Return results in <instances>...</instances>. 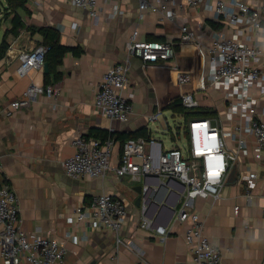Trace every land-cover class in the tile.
Listing matches in <instances>:
<instances>
[{
  "label": "crops",
  "instance_id": "crops-1",
  "mask_svg": "<svg viewBox=\"0 0 264 264\" xmlns=\"http://www.w3.org/2000/svg\"><path fill=\"white\" fill-rule=\"evenodd\" d=\"M248 2L264 6V0ZM27 6L30 13L18 12L24 25L14 34L15 14L7 12L6 0H0V181L8 183L18 196L23 228L56 238L65 246L67 252L61 264H105L114 252L119 253L121 264H197L192 246L186 241L191 221L176 219L184 199L183 182L161 175L119 178L113 173L75 179L65 173L63 161L74 154L73 142L79 134L116 138L114 162L119 158L120 142L145 127L163 148H171L175 145L171 122L183 116L171 104L189 91L194 92L199 107L216 111L207 117L220 119L229 129L223 91L210 85L199 89V78L210 67L207 51L195 44L179 45V40L184 24L203 34V45L212 42L214 31L232 35L234 25L224 17L216 19L204 5L173 7L172 19L158 10L141 13L138 0H100L98 18L71 0H29ZM45 26L57 28L60 42L80 54H65L56 67L61 77L50 67V73L43 67L21 76L19 55L44 44L39 28ZM135 30L142 40L176 43L177 56L156 64L128 58L126 45ZM127 60L130 86L125 92H134V111L129 121L121 122L102 115L95 99L108 68ZM179 69L191 72L193 81L179 85ZM33 83H55L61 92L55 97L39 94L27 107H12L11 103ZM253 93L260 96L257 88ZM258 107L264 121V96ZM154 114H158L156 119L151 118ZM191 118L185 119L184 125ZM249 146L248 155L239 158L236 173L231 168L226 176L220 196L194 201L206 235L223 252V264H264V157L257 161L253 145ZM249 168L259 176L251 189L242 179ZM140 184L152 196L138 206L135 187ZM103 192L123 199L128 209L121 231L123 243L118 249L112 230L94 229L89 220H78V207ZM237 205L240 211L235 214ZM145 218L152 219L154 227H167V236L163 238L142 227ZM0 264H7L1 254Z\"/></svg>",
  "mask_w": 264,
  "mask_h": 264
},
{
  "label": "built area",
  "instance_id": "built-area-1",
  "mask_svg": "<svg viewBox=\"0 0 264 264\" xmlns=\"http://www.w3.org/2000/svg\"><path fill=\"white\" fill-rule=\"evenodd\" d=\"M86 9L94 18L99 17L100 0H71ZM141 13L158 10L164 17L175 16L173 7L198 8L204 5L216 19L224 17L234 25V32L227 36L222 31H214L209 45L202 44V33L184 24L181 44H195L208 53L209 70L207 84L224 93L227 103L228 129L220 119L194 116L184 125L186 145H174L165 149L160 141L153 138L129 137L120 142V154L116 162L117 140L93 138L79 134L73 142L75 152L63 161L65 173L75 179L82 177H105L110 173L121 178L132 175H161L175 178L185 184L184 199L176 214L179 221H191L186 232V241L192 246L197 264H223V252L205 233V223L194 209L198 197L220 196L221 187L231 168L241 155H248L253 145L257 161L264 157V121L261 120L259 103L264 96V6L253 5L248 0H138ZM169 5L170 7H168ZM249 33V35H247ZM247 38L254 40L247 42ZM205 46V47H204ZM49 46L39 44L33 49H25L20 55L18 73L27 75L32 69L43 68ZM127 57L141 58L145 63H160L175 58L177 44L171 41L142 40L138 30L129 37L126 45ZM179 85L191 83L193 75L189 71H177ZM127 61L113 64L106 71L96 92L95 106L104 116L127 122L133 114L134 92H125L130 86ZM205 87V80L202 81ZM254 88L260 96L253 93ZM206 89V88H204ZM61 92L55 83L48 85L31 84L23 96L11 105L16 109L27 107L36 95L58 96ZM182 104L188 109L199 107L194 92L181 96ZM264 111V109H263ZM158 114L151 118L156 119ZM230 139V142H228ZM258 173L248 169L242 179L251 189L256 185ZM143 200L151 193L145 188ZM78 220H89L92 228H107L116 235L117 249L123 243L121 231L128 216L123 199L103 192L77 209ZM240 206L235 207V214ZM0 254L7 264H61L67 249L53 237L43 236L23 228L19 199L15 190L0 181ZM142 227L151 229L163 238L167 227L152 225V219L145 218ZM76 239V238H74ZM105 264H121L120 255L114 252L111 261Z\"/></svg>",
  "mask_w": 264,
  "mask_h": 264
},
{
  "label": "trees",
  "instance_id": "trees-1",
  "mask_svg": "<svg viewBox=\"0 0 264 264\" xmlns=\"http://www.w3.org/2000/svg\"><path fill=\"white\" fill-rule=\"evenodd\" d=\"M6 1H7V8H6L7 12L9 11L10 14H15L14 19H13L12 32L14 34H18L19 28L24 25V22L21 19L18 12L20 10H24L27 13H30V10L28 9V6H27L29 0H6ZM39 31L42 32L44 35V38H45L44 44L48 45L50 48L49 51L47 52V55H46V62L49 63V67L51 68V70H53V72H55L56 76L61 77L62 75H61V73H59L56 70V67L62 63L65 54L68 53L69 51H74V53L76 55H79L80 51H78L77 49L75 51L73 49V47L62 44L60 42L61 34L57 28H54L52 26H45V27H40ZM48 84H46V85H48ZM171 107L175 111H178L179 113H184L183 115H184L185 119L191 118L194 116L207 117V116L215 114V112H216L214 109L208 108V107H204L203 109H201V111L196 110L197 108H200V107H196V108H192V109H188L186 107H183L181 98L175 99L173 101V103L171 104ZM139 136L144 137L148 140L151 138V136L149 135L147 127L141 129L139 131V133H137L136 135H132L130 137H139ZM89 137H92V136L89 135ZM108 137H113V136L109 135V136H104V137H100V138L106 139ZM94 138H99V137H94ZM127 138H129V137H127ZM127 138L123 139L122 142L125 141Z\"/></svg>",
  "mask_w": 264,
  "mask_h": 264
},
{
  "label": "rangeland",
  "instance_id": "rangeland-1",
  "mask_svg": "<svg viewBox=\"0 0 264 264\" xmlns=\"http://www.w3.org/2000/svg\"><path fill=\"white\" fill-rule=\"evenodd\" d=\"M127 63H128V65H129V60H127ZM202 67H204V65L202 66ZM203 69V68H202ZM202 74H203V76H200V78H199V89L201 88V89H204V88H208V84H207V74H206V71L204 70L203 72H202ZM176 76H177V73H176ZM203 80H205V87H204V85L202 84V81ZM205 90V89H204ZM203 96H205V97H208L206 94H204L203 93ZM184 107V106H183ZM205 106H200V108H197L196 110H200L201 111V109H203ZM182 115L184 114V113H181ZM171 124H172V127H173V133H172V135L173 136H175L174 138V142H175V145H182L183 147L186 145V134H185V129H184V124H185V117H184V115L183 116H181V115H179V116H177V118L175 119V120H173L172 122H171ZM152 138V137H151ZM150 138V139H151ZM228 142H230V139H228ZM173 147V146H172ZM238 163V162H237Z\"/></svg>",
  "mask_w": 264,
  "mask_h": 264
},
{
  "label": "water",
  "instance_id": "water-1",
  "mask_svg": "<svg viewBox=\"0 0 264 264\" xmlns=\"http://www.w3.org/2000/svg\"><path fill=\"white\" fill-rule=\"evenodd\" d=\"M44 71H45L46 73H49V72H50V68H49V63H48V62H45V64H44ZM236 171H237V164H235V165L232 167L231 172L235 174ZM135 190H136L137 195H138L137 198H136V203H137L138 206H141L142 201H143V194L145 193V192H144V191H145V186H143L142 184L137 185V186L135 187ZM151 196H152V195H151Z\"/></svg>",
  "mask_w": 264,
  "mask_h": 264
}]
</instances>
